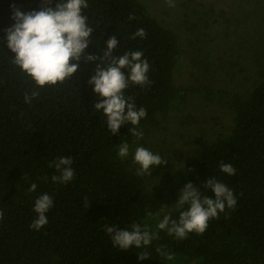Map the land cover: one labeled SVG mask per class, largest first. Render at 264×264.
Returning <instances> with one entry per match:
<instances>
[{
  "label": "trees",
  "instance_id": "1",
  "mask_svg": "<svg viewBox=\"0 0 264 264\" xmlns=\"http://www.w3.org/2000/svg\"><path fill=\"white\" fill-rule=\"evenodd\" d=\"M87 3L82 14L93 32L78 71L64 82L39 88L12 62L5 31L14 23L13 7L39 10L41 0H0V264H264V72L246 96H230L231 131L197 148L180 176L182 188L192 183L211 198L203 183L218 180L233 191L236 205L210 218L203 233L169 236L157 229L163 217L149 215L144 175L127 170L115 157L117 146L130 141L128 129L134 126L125 123L115 135L108 130L106 117L93 107L96 96L87 83L94 65L83 57L106 51L112 35L119 43L113 56L143 52L150 84H130L124 95L138 109H146L137 130L156 127L157 116L184 97L173 81L180 56L176 36L138 0ZM140 28L146 36L133 39ZM33 91L39 95L25 103V93L31 96ZM58 157L72 160L74 178L67 183L51 180L59 173L49 162ZM221 163L231 164L235 174L221 172ZM32 183L37 188L29 192ZM43 194L52 197L53 206L46 213L48 223L33 230L34 202ZM171 215L178 219L179 210ZM133 223L147 225L159 239L126 252L114 247L105 225L130 230ZM161 246L173 260L157 253ZM143 251L148 259L139 260Z\"/></svg>",
  "mask_w": 264,
  "mask_h": 264
},
{
  "label": "clouds",
  "instance_id": "2",
  "mask_svg": "<svg viewBox=\"0 0 264 264\" xmlns=\"http://www.w3.org/2000/svg\"><path fill=\"white\" fill-rule=\"evenodd\" d=\"M165 3L168 7H175L174 0H165ZM52 4L53 0H41L39 10L29 12H22L13 7L10 18L14 23L5 31L6 46L14 54L12 62L39 88L64 82L78 71L79 61L91 43L89 37L93 32L88 17L82 14V9L88 8L87 0H57L54 7ZM128 19L132 20L134 16L130 15ZM145 36L144 29L140 28L132 38L143 39ZM118 44L116 35H112L106 42V51L100 55L83 57L86 63L94 65V74L87 83L96 96L93 107L106 117L108 130L115 135L121 126L130 123L134 126L128 129L130 134L139 139L143 133L135 126L146 117L147 112L143 107L138 109L132 97L124 95V90L130 84L149 85L147 73L150 65L146 58L142 59L141 51H128L123 55L113 56V50L117 49ZM38 95V91H33L31 96L25 93L24 102L29 103ZM117 155L127 158L129 145L126 142L119 145ZM133 163L138 165L137 176H150L155 166L167 165V161L159 154H154L144 147L135 149ZM71 165L72 160L69 157H58L49 162V167H54L59 173L52 176L51 180L59 183L71 181L74 178ZM219 168L228 175H234L236 171L227 163H221ZM203 187L210 189L214 198L203 195L197 186L187 183L177 194L174 205L175 210H179L178 219H173L169 212L159 221L157 229L166 230L169 236L174 235L176 238H185L192 232L203 233L210 218L217 217L226 207L236 205L233 191L218 180L208 178ZM36 188L37 185L32 183L28 190L34 192ZM185 205H188L187 209L180 210ZM52 206L51 196L40 195L34 202L33 210L37 216L30 228L39 230L44 227L48 223L46 213ZM85 207H88L87 203ZM2 217L3 212L0 211V218ZM105 231L110 235L113 246L125 252L130 247H147L153 240L159 239L158 232L150 231L147 225L142 228L139 223H133L130 230L105 225ZM156 251L166 260L174 259V255L167 252L163 246L158 247ZM137 256L139 260H145L148 259L149 253L143 251Z\"/></svg>",
  "mask_w": 264,
  "mask_h": 264
},
{
  "label": "rangeland",
  "instance_id": "3",
  "mask_svg": "<svg viewBox=\"0 0 264 264\" xmlns=\"http://www.w3.org/2000/svg\"><path fill=\"white\" fill-rule=\"evenodd\" d=\"M163 27L172 31L180 50L173 72L183 99L157 116L156 127L131 135L129 155L116 159L127 170L137 169L133 154L144 147L167 165L144 175L147 209L154 217L175 210L185 164L197 148L227 135L233 127L229 98L246 96L264 72V0H138Z\"/></svg>",
  "mask_w": 264,
  "mask_h": 264
}]
</instances>
